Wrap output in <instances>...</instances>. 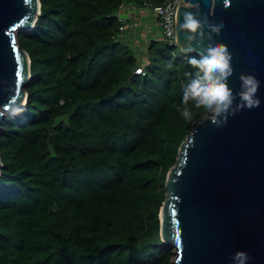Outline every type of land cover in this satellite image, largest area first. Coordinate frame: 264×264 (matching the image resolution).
I'll return each mask as SVG.
<instances>
[{"label": "trees", "instance_id": "16d2710c", "mask_svg": "<svg viewBox=\"0 0 264 264\" xmlns=\"http://www.w3.org/2000/svg\"><path fill=\"white\" fill-rule=\"evenodd\" d=\"M39 1L17 33L26 104L0 121V264H172L159 211L202 117L178 112L198 54L152 38L139 56L118 38L121 6L163 0Z\"/></svg>", "mask_w": 264, "mask_h": 264}, {"label": "water", "instance_id": "95a60500", "mask_svg": "<svg viewBox=\"0 0 264 264\" xmlns=\"http://www.w3.org/2000/svg\"><path fill=\"white\" fill-rule=\"evenodd\" d=\"M184 2L189 6L180 5L176 17L181 52L198 54L184 50L178 31L183 11L198 5L202 16L225 22L215 39L233 56L229 85L239 92L240 74L254 75L261 105L230 116L223 127L203 116L192 123L166 175L160 238L173 245L174 264H233L241 251L247 264H264V0ZM39 14V0H0V121L26 104L30 59L15 32L31 30Z\"/></svg>", "mask_w": 264, "mask_h": 264}, {"label": "clouds", "instance_id": "9594fccd", "mask_svg": "<svg viewBox=\"0 0 264 264\" xmlns=\"http://www.w3.org/2000/svg\"><path fill=\"white\" fill-rule=\"evenodd\" d=\"M224 25L223 20L214 22L206 15L202 16L198 5L195 10L186 9L182 13L178 31L186 45L184 50L197 51L199 56L189 61L195 71L186 74L189 79L183 86V97L178 106L179 115L185 121H191L195 112H200L205 121L223 127L230 116L261 105L257 95L261 82L254 75L240 74L239 92L229 85V79L234 75L233 56L226 44L215 39ZM169 35L173 36V32ZM167 68L171 69L172 64L169 63ZM248 260L242 251L232 256L233 264H247Z\"/></svg>", "mask_w": 264, "mask_h": 264}, {"label": "built area", "instance_id": "2783aa9c", "mask_svg": "<svg viewBox=\"0 0 264 264\" xmlns=\"http://www.w3.org/2000/svg\"><path fill=\"white\" fill-rule=\"evenodd\" d=\"M182 4L189 6L184 0H163L161 4H155L151 1H143L140 9L151 13L155 18V26L161 31L158 41H163L167 46H178L176 38V17L178 7ZM123 6L118 12V20L121 23L119 26L118 38L122 39L127 30L138 27V22L127 24L124 18ZM167 18V19H166ZM173 32V36L169 32ZM179 47V46H178ZM145 63H142L135 69V74H143Z\"/></svg>", "mask_w": 264, "mask_h": 264}, {"label": "crops", "instance_id": "0c3cea01", "mask_svg": "<svg viewBox=\"0 0 264 264\" xmlns=\"http://www.w3.org/2000/svg\"><path fill=\"white\" fill-rule=\"evenodd\" d=\"M124 18L127 21V24H131V23H135L138 22V27H136L135 30H132L127 38H124L125 40H130V42L132 43V45H137V41L135 40L136 38V34L140 33L141 35H143L146 38L152 39V37L150 35H148L147 33L150 31L148 28V22H147V16H148V12L144 11V10H124ZM146 44V43H145Z\"/></svg>", "mask_w": 264, "mask_h": 264}, {"label": "rangeland", "instance_id": "374dc122", "mask_svg": "<svg viewBox=\"0 0 264 264\" xmlns=\"http://www.w3.org/2000/svg\"><path fill=\"white\" fill-rule=\"evenodd\" d=\"M146 19H147V22L149 25L148 28H150L149 29L150 31L147 34L150 35L152 38L159 37L161 34V31L158 30V28L155 26L154 16L151 13H149ZM132 30H135V29L131 28V29L127 30L124 34L125 35L124 38L129 39L128 35ZM17 33L18 32H15L16 39H17ZM135 36H136L135 40L138 43L137 45H135V51L137 53L136 55L140 56L141 54H144V46H145V43H147L149 41V38L144 39L145 37L143 35H141L140 33H137ZM2 118H3V116H2ZM173 253H174V257H175V249L173 250ZM174 257L172 258V264H174Z\"/></svg>", "mask_w": 264, "mask_h": 264}]
</instances>
